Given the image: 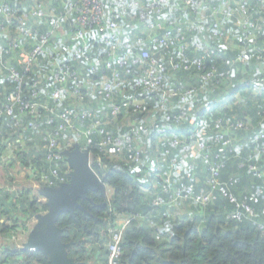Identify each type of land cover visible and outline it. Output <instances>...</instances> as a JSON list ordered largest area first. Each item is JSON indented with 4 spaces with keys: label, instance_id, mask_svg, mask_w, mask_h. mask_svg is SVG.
I'll list each match as a JSON object with an SVG mask.
<instances>
[{
    "label": "trees",
    "instance_id": "16d2710c",
    "mask_svg": "<svg viewBox=\"0 0 264 264\" xmlns=\"http://www.w3.org/2000/svg\"><path fill=\"white\" fill-rule=\"evenodd\" d=\"M6 1L15 7L19 0ZM22 1L28 5L25 0ZM29 1V5H32L34 1L42 3L47 12L49 10H56L57 13L64 11L63 6L54 3L53 0ZM102 1L110 13H113L114 20L119 24L120 43L133 46V53L149 50L158 52L165 58L172 56L176 61H180L181 58L193 60L201 57L205 60L202 68L204 71L212 67L223 71L226 68L224 60H235L242 53L246 54L249 62L234 64L228 69L230 73L227 78H215L210 84H207L206 91L198 90L201 84L199 78L201 72L195 68L189 70L178 68V70L168 71L162 90H143L137 87L135 79L141 73L135 69L131 76L123 75L125 85L120 97L135 95L141 101V109L138 112L127 111L113 119L110 115L111 102L98 98L90 89L82 90L81 93L86 97L83 104L84 109H92L95 119L109 122V125L106 126L109 132L115 135L131 134L141 151L142 157L140 163L135 164L131 162L126 152L119 155H107L105 150L99 146L102 138L97 134L92 136L93 143L87 147L93 161L99 159L105 162L100 179L106 187V196L102 197L97 193H91L89 197L92 203L80 202L91 217L84 216L83 212L78 210L74 212L73 218L67 214L59 217L56 225L64 230L61 241L63 243L74 242L68 250L69 257L78 264H103L107 257L108 229L115 226L117 220L121 218H133L123 233L122 256L119 264H264V233L258 226V224L264 225V214H261L264 210V138L262 137L264 133V94L254 92L250 88L253 80L257 77L264 80V75L257 74L241 86L234 83V86L229 89V97L232 98L230 103L228 100H224L223 102H226L223 105L211 103L208 110L202 112L195 108L205 96L211 95L212 89H220L233 77L239 79V69H244L252 64H264V60L256 61L254 59L256 54L264 57V22L260 25L259 34L250 42L245 39L243 30L236 25V20L240 17L236 9L240 3L249 8V14L252 18L260 14L264 21V12L257 0H204L205 6L204 9H201V19L193 13L192 8L186 9L180 2L171 1V5L164 8L161 18L173 22L170 26L173 31L178 27L184 30V39L187 44V49L184 52H179L176 49H162L148 41L142 46H136L138 38H147L146 23L150 19H141L142 10L132 7H127L124 10L119 0ZM222 1H227L229 8L234 13L231 17L220 16L219 14L214 16L219 22L220 30L224 36L223 38H211L210 21H212L213 14L219 13ZM148 2L149 0H143L144 5ZM211 11L214 13L212 14ZM221 18L230 22L229 25L232 26V29H228V31L223 29L219 21ZM33 22L34 20L29 19L26 25L32 26ZM192 23L196 25L194 30L188 29ZM69 24L70 22L63 24L65 31L69 30ZM18 26L17 22L8 25L0 12V30L9 32L12 36L8 41H11L15 36H20L16 31ZM37 29L40 32L48 30L44 25L38 26ZM234 33L237 40L233 42V45H237L235 49L239 51L235 54L232 52L224 54L225 52L220 45L227 43L225 42L227 35L231 38ZM2 36L0 33V42L3 44L5 41ZM106 37V35L100 36L92 30L87 38L88 45L85 51L80 50L77 44L75 46L66 38L65 42L63 38L55 36L51 43L52 46L65 43L66 48H69V50L58 49L62 53L58 59L77 71L81 83L89 81L98 84L102 78H106L108 75L101 74L100 70L95 73L90 72V63L85 58L87 56L90 60L97 57L106 58L107 50H113V42L106 44ZM24 41L27 42L24 52H18L23 55V60L29 51L31 40L26 39ZM196 44H200L198 50H195ZM209 47L214 50L212 56L206 53V49ZM128 55L129 51L123 46L115 53L119 59H125ZM13 67L21 74L22 82L16 83L6 80L4 75L0 74V112L4 110L11 94H18L25 101L41 102L44 105L55 107L60 112L75 108L76 102L70 94V87L63 94V90L54 84L51 78L53 67L47 58L39 57L37 62L27 69L23 64L13 65ZM43 67L45 68L43 69ZM43 71L47 72L45 74L47 78H44ZM34 82L39 83L36 88L33 87ZM54 89L61 92L62 100L51 99L50 94ZM186 89L197 91L185 107L188 117L178 126L172 123H165L163 126L170 131L179 129L185 134L190 130L196 138H204L210 147L209 160L202 161L195 156L192 140L184 135L182 140L185 142L186 149L171 150L172 154L179 159V167L173 174L176 186L181 187L192 181L196 184L195 193H197L199 189L206 188L207 165L221 163L219 179L228 185L227 193L229 195L237 201L252 196L258 199L256 204H252L253 209L258 212V218L255 222L246 216H243L240 221L227 219L226 215L232 209V205L228 198L218 194L217 200L208 206L191 202L183 203L175 209L180 210L185 207L184 214H180L183 216L173 220L170 219L172 212L166 215L164 207H153L154 198L157 195L164 196L160 192L159 177L161 171L165 170L167 166L159 162V156L163 150L170 148V140L163 138L158 141L159 138L152 131V121L150 120L154 119L153 121L162 124L160 121L165 115L179 110L177 97L166 100L164 110L159 108L160 101L164 97L163 90L176 91L180 94ZM34 92L37 93L35 97L33 96ZM236 96L238 97L236 98ZM248 96L262 99L261 102H255L251 113L245 109ZM239 99L242 101L236 104ZM45 117H47L46 111L39 109L35 120L41 124L39 126L41 130H44ZM0 118V143L4 139L16 140L19 135H24L25 146L16 153L14 165L22 170L31 167L36 171H46L48 174L52 170H57L60 177H65V156H61L63 161H46L45 148L41 143L40 136L33 130L26 128V123L30 119L19 117L15 119L4 115H0ZM217 121L221 124L218 130L214 128ZM10 125L19 127V131L14 134L9 133ZM87 126L88 122L86 121L79 122L77 125L79 131ZM77 133L67 132L60 136L59 150L61 152L73 148L75 143L81 147L86 146L85 140L77 137ZM218 135L219 139L215 140ZM69 138L76 142L68 144ZM156 139L160 143L156 144ZM220 139H224L228 143L223 146L219 142ZM3 150L0 145V152ZM253 167L255 171H253ZM156 168H160L161 171L155 172ZM149 170L154 172L156 176L154 179L147 178L146 173ZM187 172L192 173L191 180L186 178ZM52 179L55 183L58 182L55 178L52 177ZM231 180L235 182L231 184ZM39 186L43 187L41 184ZM28 196V192H22L14 202H8V194L0 191V247L2 245L4 247L0 256V264H49L48 259L42 253L8 247L3 240L6 237L12 238L15 234L23 237L28 235L33 228L28 223L37 214L46 211L45 202L40 201V195L38 196L40 199L36 198L35 194L31 199ZM142 219H148L154 225L147 226L145 222L139 221Z\"/></svg>",
    "mask_w": 264,
    "mask_h": 264
},
{
    "label": "built area",
    "instance_id": "2783aa9c",
    "mask_svg": "<svg viewBox=\"0 0 264 264\" xmlns=\"http://www.w3.org/2000/svg\"><path fill=\"white\" fill-rule=\"evenodd\" d=\"M173 0H149L144 5L143 0H119L122 8L125 10L127 7L142 10L141 19H150L146 23V30L148 32L147 38H138L136 46H142L148 42L150 44H156L162 49H176L179 52H184L187 49V44L184 39V30L181 27L176 28L175 31L170 27L173 22L171 20H164L161 17L165 7H169ZM181 3L184 8H192L195 15L202 18L201 9H204V0H175ZM54 3L61 4L64 11L50 12L45 11V6L42 3L34 1L32 5H26L22 0L16 3V8L12 7L6 0H0V12L8 25H13L15 22L19 24L17 27V33L20 36H15L11 41L0 42V74H3L6 80L21 83L22 76L17 69H15L11 62V57L16 52H24V40H31L29 51L25 54L26 58L22 64L27 69L33 66L39 57L47 58V61L52 65L51 78L56 86L63 90V94L67 88L70 87V94L74 98L76 105L74 109L65 110L63 112L57 111L55 107L44 105L41 102H29L24 98L17 95H10L7 99L8 103L4 110L0 112V115H4L9 118H27L30 119L26 123V128L33 130L41 138V143L45 148V159L48 162L63 161L61 157L63 152L59 150V138L61 135L72 132L77 133V137L85 140V145L89 146L93 143L92 136L94 134L99 135L102 140L100 148L105 150L107 155H119L126 152L129 155L131 162L138 164L141 161V151L135 144L131 134L115 135L106 129L109 122L97 120L94 117V111L92 109H84L83 104L86 97L81 93L83 89H90L93 94L98 98L111 102L110 115L111 118H115L122 113L132 110L138 112L141 109V101L136 98L135 95L120 97L123 94V87L125 82L123 81V75L131 76L134 70L137 69L141 75L135 79L137 87L143 90H162L164 80L168 71L178 70L183 68L189 70L195 68L201 72L199 75L200 86L198 90L207 89V84H210L215 78L225 79L228 77L230 71L228 70L237 62L248 63L249 59L245 53L239 55L235 60H224L225 70L219 71L218 68L212 67L207 71L202 70L204 59L195 58L189 60L187 58H181L180 61H176L174 57L169 56L165 58L163 55H159L158 52L142 51L139 53H133V46L127 43H120L119 24L114 20L113 13L107 9V6L102 0H53ZM258 5L264 12V0H257ZM221 9L219 13L211 11V38H223V33L220 30V24L215 19V15L219 14L225 17H231L234 11L229 8L227 1L221 2ZM21 9V10H20ZM237 13L239 12V18L236 20V25L240 27L244 32V37L249 42L260 32V25L263 24L262 15L258 14L257 17H251L249 14V8L244 4H238ZM29 19L34 20L33 27L27 26ZM26 22V23H25ZM70 22V28L68 31L63 29L64 23ZM44 25L48 28L45 32H40L37 27ZM195 24L192 23L188 29H195ZM94 30L98 35H106V44L113 42L112 49L107 50L106 58H94L92 60L87 56L86 61L90 63L89 71L92 73L101 71V74H107L106 78H102L101 82L96 84L89 81L82 82L79 80V75L70 65L60 61L58 58L62 53L52 46L51 40L55 36L63 37L72 42L75 46H79L80 50L85 51L87 49V38ZM77 44V45H76ZM126 48L129 51V55L125 59H119L115 56V53L121 48ZM195 50H198L200 44H196ZM62 52H64L62 50ZM207 55H214L212 47L206 49ZM58 56V57H57ZM256 61L264 60L260 54L254 56ZM228 67V68H227ZM38 82H34L33 87L38 86ZM212 85V84H211ZM250 88L254 92L264 94V80L257 77L250 85ZM195 89H186L182 93L176 91L163 90V99L160 101L159 108L164 110L166 108V100L177 97L179 101L178 112H170L165 115L160 121L162 124L151 119L152 131L156 134L157 138H168L170 140V148L162 151L159 156V162L166 164L167 168L163 171L160 168H156L155 172L160 173V192L165 196L157 195L152 201L154 208L164 207L165 214H170L172 209L179 208L185 202L195 203L201 206H208L217 200L218 195L228 198L232 209L227 213L226 218L229 220L240 221L243 216L248 217L251 220L256 221L258 218V212H256L252 204H256L258 199L254 196L237 201L233 196L227 193L228 185L221 182L219 179V173L222 167L221 163H212L207 165L208 178L206 188H201L195 193L196 184L192 181L177 187L175 184L174 176L176 169L179 167V159L172 154V149L180 148L186 149L185 142L182 140L184 135H187L194 144L195 156L200 160H209L208 143L202 137H195L189 130L185 134L179 129L170 131L163 125L165 123H172L178 126L188 117L187 110L185 109L187 103L195 96ZM62 94V95H63ZM36 92L33 93L35 97ZM51 99L55 101L62 100L61 92L54 89L50 94ZM39 109H44L47 113V117L44 118V130H41L39 122L35 120ZM1 119V118H0ZM86 121L88 126L82 131L78 130V123ZM221 124L217 121L214 128L218 130ZM1 131V125H0ZM264 138V133L262 135ZM69 138L68 144H74L75 140ZM219 139V135L215 140ZM219 142L224 146L228 141L220 139ZM76 144V143H75ZM0 145L3 147V151L0 152V161L2 164H8L16 156V153L23 149L25 142L22 135L18 136L16 140L10 138L4 139ZM42 147V146H41ZM91 157V156H90ZM92 159V158H91ZM93 161V160H92ZM100 162L99 159L96 160ZM64 163L66 166L65 177H60L57 170H52L50 174L43 170H34L31 167L26 169V175L28 176L30 183L34 190H41L44 187H56L66 182V176L68 175V168L66 158L64 157ZM253 171L255 168L253 167ZM148 179H154L156 176L154 172L149 170L147 173ZM188 180H191L193 175L191 172L185 174ZM55 178L58 182L52 179ZM231 180V184L234 183ZM41 184L43 187H40ZM218 194V195H217ZM45 202V199L41 197L40 201ZM41 201V202H42ZM261 214H264L262 210ZM133 218H121L117 220L115 226L108 229L109 241L107 243V257L104 264H119V260L122 256L121 244L123 239V233L130 224ZM145 222L147 226H153L152 221L148 219L139 220ZM264 233V225L258 224ZM12 241L16 240V236L11 238ZM21 248V247H18Z\"/></svg>",
    "mask_w": 264,
    "mask_h": 264
},
{
    "label": "water",
    "instance_id": "95a60500",
    "mask_svg": "<svg viewBox=\"0 0 264 264\" xmlns=\"http://www.w3.org/2000/svg\"><path fill=\"white\" fill-rule=\"evenodd\" d=\"M63 154L66 158L68 179L57 187H44L39 190V195L45 199L46 211L34 217L33 228L20 249L42 253L49 264H78L68 255L74 242L61 241L64 230L56 223L63 214L73 218L76 210L91 217L80 202L92 203L89 197L91 193L106 196V187L100 179L105 162L92 161L91 164L88 147H81L77 143Z\"/></svg>",
    "mask_w": 264,
    "mask_h": 264
},
{
    "label": "rangeland",
    "instance_id": "374dc122",
    "mask_svg": "<svg viewBox=\"0 0 264 264\" xmlns=\"http://www.w3.org/2000/svg\"><path fill=\"white\" fill-rule=\"evenodd\" d=\"M25 1L29 5L30 1L29 0H25ZM15 8H16V4H15ZM219 21L221 23V26H223V29H225L227 31H228V29H232V26L229 25L230 22H228L226 20H222V18L219 19ZM235 36H236L235 33L231 36V38H229L228 35H227V38L228 39H225V41L227 42L228 45H227L226 48H222L225 53L226 52L227 53L228 52H232V53L235 54L237 52V50H235V48H237V45H233V42L237 40L235 38ZM59 38H61V37H59ZM62 38H63V41L66 42L65 34H63V37ZM225 38H226V35H225ZM223 44L224 43H222L220 46L222 47ZM23 45H24V47H26L27 42L24 41L23 42ZM53 47L56 48V49H61L62 48V49L69 50V48H66L65 43H62V44L61 43H58L57 45L56 44L53 45ZM20 58H21V61H23V58L22 57H20ZM44 68L45 67H43V69ZM43 72H44V78H45L47 76V75H45L47 72H45V71H43ZM238 72L240 74L239 79L233 77L232 79H230L229 81H227L226 84L223 87H220V89H217V90H213L212 89L211 95L209 97L205 96V98L195 108L199 109L202 112L203 110H208V106L211 103H218L219 105H223L226 102V101L223 102L224 100H228V102L230 103L231 102L230 100L232 98L229 97V95H230L229 89L232 86H234V83H238V86H241L243 83L248 82L252 77L256 76L257 74L258 75H260V74L264 75V64L263 65H255V64H252V65H249V66L245 67L244 69H239ZM237 97L238 96H236V98ZM236 98L234 97V99H236ZM263 100H264V98H263ZM240 101H242V99H239V101H236V104H238ZM246 101H247V103L245 104V109L248 111V113H251L255 102H261L262 99H260L258 97H254V96H248L246 98ZM208 114H210V113H208ZM209 116H211V115H209ZM204 117H206V116H204ZM22 137L24 138V135H22ZM34 145L36 147H39L37 144H34ZM90 163L92 164L91 157H90ZM38 192H39V190H36L35 189V193L34 194H35L36 198L39 196V193ZM109 194H110V189H109ZM184 208H182L180 210L172 209V213L170 215V219L173 220L176 217L180 218V216H183V215H180V214H184V211H183ZM190 216H191V213H190ZM33 223H34V219L30 221V225H33ZM1 255H2V252H0V256Z\"/></svg>",
    "mask_w": 264,
    "mask_h": 264
},
{
    "label": "crops",
    "instance_id": "0c3cea01",
    "mask_svg": "<svg viewBox=\"0 0 264 264\" xmlns=\"http://www.w3.org/2000/svg\"><path fill=\"white\" fill-rule=\"evenodd\" d=\"M17 3H18V1H17ZM49 11L50 12H53V11L56 12V10H52V11L49 10ZM0 33L3 35L2 37H3V39H4L5 42H9L8 40H10L12 38V36H11V34L9 32H6V31L3 32L2 30H0ZM254 41H255V39H254ZM227 45H228L227 43H224L222 45L221 49L222 48H226ZM235 50H237V49H235ZM237 51H239V50H237ZM224 54H226V53H224ZM20 57L23 58V55L20 54V53H18V52H16L10 58L11 59V62H12V64L14 66H19V65L22 64L23 61H21V58ZM19 129L20 128L17 127V126L10 125L9 126V133L14 134L16 131H19ZM156 141H157V139H156ZM158 141H161V139H158ZM158 141L156 142V144L160 143ZM151 158H154V157H151ZM14 159L11 160L10 163H8V164H2L1 161H0V191L1 192H5V193L8 194V196H9L8 202H10V201L11 202H14L16 200V198L22 192L23 193L24 192H28L29 193V196L28 197H29V199H31L34 196V193H35V191L33 189V186L30 183V180H29L28 176L26 175V170L25 169L22 170V169H20V167L14 165ZM34 223H35V220H34ZM34 223H33V225H34ZM29 224H30V222L28 223V225ZM16 236L18 238L16 237V240L15 241H12L10 237H6L3 240H4V242H6V244L8 245V247H16V248L22 247L23 244L26 242L28 235H25L24 237L23 236H20V235L19 236L16 235ZM3 248L4 247L2 245V247H0V252L3 251Z\"/></svg>",
    "mask_w": 264,
    "mask_h": 264
}]
</instances>
